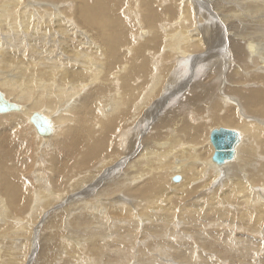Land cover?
<instances>
[{
    "label": "bare ground",
    "instance_id": "1",
    "mask_svg": "<svg viewBox=\"0 0 264 264\" xmlns=\"http://www.w3.org/2000/svg\"><path fill=\"white\" fill-rule=\"evenodd\" d=\"M60 1H65L63 7H59ZM162 1L0 0V91L5 99L19 105L17 110L0 112V137L3 135L5 141H0V229L16 223L7 232L11 240L17 234L21 213L37 216L38 211L53 206L54 211H61L60 215L46 213L42 217L44 224H52L46 232L47 246L42 243L38 247V264H264V163L259 160H264V125L239 117L237 112L242 109L237 111L239 104L234 97L240 94L236 97L245 102L251 115L257 112L264 116V72L253 75L262 87L243 93L240 85L245 77L240 78L243 75H238V66H234L248 60L254 68H264V58L258 61L264 51V0L231 1L237 2L230 4L237 14L246 10L255 19H240L244 29L228 37L235 63L228 73H232L231 86L222 95L226 108L220 113L214 100L206 130L203 122L160 115L168 96L155 97L163 91L184 90V84L178 87L183 81L176 73H169L171 64L163 60L170 55L180 60L199 49L202 40L195 37L196 28L189 27L193 20L189 0ZM220 2L210 3L209 7H216L214 14L230 3ZM11 3L14 6H8ZM66 4L72 11L63 10ZM219 19L222 26L237 27L238 21L225 16ZM198 57L202 68H206L205 61L208 66L215 61L210 52ZM166 73L171 75L167 81ZM222 74H217L218 81L225 77ZM211 88L207 99L213 94ZM44 98L47 101L40 103ZM143 110L147 116L139 121L148 119L156 124L157 142L153 148L149 145L152 139L136 152L125 150L127 157L116 161L120 162L118 167L129 158L139 162L142 166L136 175L140 179L133 184L120 177L117 182L124 189L117 183L113 188L109 179L117 171L110 167L111 162L121 157L123 146H128V141L122 143L130 133L129 123ZM33 112L47 120L50 133L38 132L30 119ZM22 124L30 125L29 134L43 141L38 152L40 159L45 157L44 167L31 185L16 181L15 168H11L16 167L17 155H25L27 160L30 152L20 132ZM171 124L180 126L173 131ZM221 127L236 131L238 140L231 157L216 161L210 134ZM165 130L174 132L173 138L167 137ZM55 142L57 148L52 147ZM42 149L45 152L41 153ZM95 164L99 168L93 170ZM105 167L110 168L103 176L85 183L93 171ZM222 172H226V179L236 175L233 186L226 189L232 184L226 180L210 188L211 192L194 194ZM132 174H126L131 181ZM200 176L205 180L196 183ZM222 188L225 192L221 194ZM95 191L94 200L90 194ZM117 194L122 199L133 196L135 203L123 200L110 206ZM72 215H78L77 221L86 226L80 237L73 225H81L77 221L72 225ZM55 236L56 242L50 243ZM65 237L67 242L61 240Z\"/></svg>",
    "mask_w": 264,
    "mask_h": 264
},
{
    "label": "rangeland",
    "instance_id": "2",
    "mask_svg": "<svg viewBox=\"0 0 264 264\" xmlns=\"http://www.w3.org/2000/svg\"><path fill=\"white\" fill-rule=\"evenodd\" d=\"M183 1H184V3L187 2V0H183ZM189 1H190V4H191V10L193 11V15H192V19H193L192 20V26H189V27H192V29H193V27L196 28V29H194L195 32H196L195 33V37H197V38L199 37L198 38L199 40L202 39V40H200V43H201V47L203 49L201 47L199 49H197L196 51L193 49V52H191L190 54H186L185 57L181 58L180 60H178L179 59V57H178L177 58V61L174 60L175 57L173 55H172V57H170L171 56L170 55L169 57H166V60H163L164 63L166 62L167 64H171V68H170L171 71L169 70L170 71L169 73H172V74H175L176 73L177 76L179 77V79L183 81V83H180L178 87L181 88V86L184 84V86L182 87L184 90L183 91L181 90L180 93H179L180 89L176 93H170V92L165 93V91H163V92H161L159 95H157L155 97V100H159L161 97L162 98L163 97L165 98V94H166L168 96V100L166 101V104L163 106V108H161L162 110H161V114L160 115H163L164 117H172V118L177 117V116H180L181 120H183V117H185V118H187L185 120H188V121H190L192 123L193 122H196V123L197 122L198 123H200V122L202 123L203 122V124L205 126V130H206V127L209 126V124H208L209 123V121H208L209 116H207V115H210L211 112H212V110H213L212 109V106L213 105H211V104L212 103L213 104L215 103L214 100L216 101V104L220 107V110L221 111L218 109V112L220 111V113H222L224 111V109L226 108L224 106V102H221V100L223 99L222 95H223V92H225V89H227V86L228 87L231 86V83H230L231 82L230 81V75L232 76V73L231 74H228V73H230V68H231L232 64L235 63L234 60L232 61V55L230 53V50H228V44H227L228 43L227 42L228 41V37L230 35H233L235 33V31H237L239 33L241 29H244L245 24L243 22H241V21H247V20L255 19V17H253L251 15V13L250 12H247L246 10L243 13H242V10H240L239 13L237 14L234 11L236 8L235 7H230V4H233V5L235 4L236 5V3H237L236 1L231 2L232 0H229L230 3L227 2L225 4L226 7L219 8L218 9L219 11L216 10L217 13L215 12V14H214L213 11L216 9V7H213V8L212 7H209L210 6V3L213 4V1L214 0H208V1L207 0H189ZM64 4H65V1H60L59 7H63ZM223 4H224L223 3V0H221L220 5H223ZM66 5H67V8H65L63 10L64 11H69V10L72 11V9L70 8V6L68 4H66ZM8 6H14V4L11 3ZM227 6H229V7H227ZM239 15H241V16H239ZM224 16L227 17V18H229L230 20L238 21L237 27H234L233 29H229V27H226L225 25L222 26L221 23H220V19L219 18H221V19L224 20ZM240 19H241V21H240ZM204 28H206V29H204ZM213 30H215V31H213ZM199 33L202 34V35H200ZM196 34H199L200 36L199 35H196ZM242 36H244V35H242ZM204 37H206V38H204ZM208 42H210V43H208ZM202 43H204V44H202ZM263 44H264V42L261 44V46ZM204 46H205V48H204ZM262 47H264V46H262ZM204 49H206V50H204ZM220 50H221V53L219 52ZM259 50H261V49H259ZM209 52L211 53V56H212L213 61H214V59H215V61L210 66H208L209 63H207V61H205L206 62V65H204V67H206V68H202L203 66L198 63V62H200L199 61L200 58L198 56H201L202 57V56L206 55ZM245 55L247 56L246 51H245ZM259 55H260V57H259L260 59H258V61H261V58H264V51H261V53ZM194 56H196L198 58H193ZM168 58H170V59H168ZM168 60H170V62ZM250 61L253 62V60H251V57H250ZM173 62H175V63H173ZM193 62H195V63H193ZM247 62H248V60L247 61L245 60V61H242L241 63H238L237 62V63L234 64V66H238L237 67L238 68L237 69L238 75H243L240 78H244L245 77L244 78L245 81H243L244 84L240 85V87L242 89L244 88L243 93L246 90H248V92H249V91H252V90H254L256 88H261L262 87V83L259 82V81L257 82V79H255L253 75L257 74V72H261V73L264 72V68L263 67H261V69H260V66L259 67L256 66L254 68L252 66V64L247 63ZM224 64H227V65L224 66ZM168 67H170V66H167V69H168ZM251 67H253V68L251 69ZM211 70H212V72H211ZM219 72H221V74L223 72L222 75H223V77L225 76L222 81L219 79L221 82L218 81V79H217V74H219ZM167 75L168 76L166 78V81L169 78V76H171L170 74H167ZM244 75H246V76H244ZM254 80H256V82ZM71 83H73V82H71ZM225 83H226V85H225ZM237 83L238 82H236V84ZM146 87L149 88L148 86H146ZM209 87H212L211 88V94L212 93L213 94L210 97V99H207V93L206 92L209 89ZM147 88H145V89L148 90ZM175 89H177V88L175 87ZM199 91H201V92H199ZM75 94H77V93H75ZM198 94H201V95H198ZM236 96L240 97V94L234 95V97L236 98V102L239 104V107H237L238 106L237 105L236 106V109H237V111L238 110L241 111V109H242V112L240 113L238 111L237 112V115L238 116L240 115L239 117L242 116L241 118H243V116H244L243 119H247L249 121H255V122L259 123L260 125L261 124L264 125V116H262L260 113H257V112H252V115H251L250 114L251 112H248L247 111V107L244 106L245 105L244 104L245 102H242ZM192 97H196V98L195 99H192ZM42 101H45L46 102L47 100L45 98L44 99H41L40 100V103ZM164 101L160 102L159 104L164 103ZM218 101H219V103H217ZM24 102H23V104H24ZM145 102H146V100H145ZM202 102H204V103H202ZM39 104H38V106H39ZM216 104H214V105H216ZM65 105H66V103H65ZM186 105H187V107H186ZM179 106L182 109H184V110H181L179 108ZM149 107H150V105L149 106H145V108L144 107L143 108H144L145 111H147V109ZM168 107H169V109H168ZM108 108H110V106H108ZM144 110L142 112L143 115L142 114L137 115L138 118H136L135 121L132 120L134 122L131 121L129 123V125H131L129 127L130 128V133H129V135L125 138V140L122 143V144H126V141H128L129 142L128 146L126 148H124V146H123L122 147V151L123 152L120 150V153H119V156H121V157H117L115 160H112L113 163L111 162L110 167L112 166L117 171L116 174L112 176L113 179L112 178L109 179V181L113 182V184L111 185V187H113V188H117L116 183L120 185V182H117V178H120V177L123 178V179L125 178L123 180V182L128 181L129 183L132 182L133 184H135V182L138 183L139 182V179H140V177L136 175L137 172H138V170H139V166H142V164H140L139 162L133 161V160H131L129 158L131 160V162L133 161V163L129 164V161L130 160L128 159V161L126 160V162L124 163L123 166L118 167V164L120 162H116V161H118L120 159H126V157H127V154H126V151L125 150L128 149V148H132L133 152H136V151L140 150V147L142 148V147H144L145 144H147L145 142H148V140L149 141H152V139H153V141L149 145H150V148H153L152 145L157 142L156 137H155L156 136V133H157V128H155V125L156 124L153 125L152 121H148V119H146V121L145 120L139 121L140 118L141 119L144 118L142 116H145L146 115V112H144ZM169 110H171V111H169ZM210 110H211V112H210ZM177 111H178V113H176ZM155 112L156 111L152 112L151 114H153ZM208 112H210V113H208ZM163 113L164 114H167V115L169 114V115L167 116V115H164ZM179 113H181V114H179ZM246 113H248L249 115H251L252 118L251 117H248V115ZM255 113H257V114H255ZM184 114H186V115H184ZM253 116H254V118H253ZM158 117H159V115H158ZM7 120H9V119H7ZM127 120L130 121L129 119H127ZM175 125H177V124H175ZM213 125H215V124H213ZM140 126L143 127V128H141ZM179 126H180V124H179ZM20 127L22 128L20 130L21 135L24 136L23 142L25 143V146H27L30 149V152L28 153V157H27L28 162L26 163L27 160L24 158L25 155H24V157L21 156V155H17L16 156V160H17L16 167L13 166L11 168H15L12 171H13V177L15 178L16 181H18L20 183H22V182H25L26 183L27 182L26 183L27 185H31V183L34 181L35 177H37V178L40 177V175H39L40 174L39 169H42L44 167L43 159L45 157L43 159H40V155H39V152H38L39 142L40 143H43V141L40 140V139H38L35 134H33L32 136L29 134L30 125H28V124H22V125H20ZM138 127H140V128H138ZM174 127H175V129L178 128L177 126H173L171 124V128H172L173 131L175 130ZM152 128L155 129V130H153ZM22 131H25L24 132L25 135L22 134ZM165 132H166V136L167 137H169V138L172 137L173 138L174 132L170 133V132H167V130H165ZM16 135H18L17 137H20L19 134H16ZM146 135H147V137H146ZM150 137H152V138H150ZM3 138L4 137L2 135L0 137V139H1L0 141L5 143V141L3 140ZM138 138H139V140H138ZM130 140H132L134 142H132ZM135 140H136V142H135ZM121 142L122 141L120 139V141H119L120 145H121ZM56 145L57 144L55 142L54 143V146H52V147L57 148ZM156 147H157L156 149H160L161 146H158L156 144ZM53 149L54 148L49 149L48 151H51ZM45 150L46 149H42V152L41 153L45 152ZM13 157L15 158V156H13ZM177 160L178 159L176 158L175 161H177ZM259 160L264 163V160H261V159H259ZM195 163H198V161L196 160ZM136 166H138V167H136ZM110 167L102 168L98 172H94L93 171V174H91V177L90 178H87V180L85 181V183L88 182V181H90L91 179H95V178H99V177L103 176L107 172L106 171L107 168H110ZM96 168H99V165L95 164L92 167L93 170H95ZM124 169H126V170H124ZM128 172L129 173L130 172L131 173L132 172L134 173V174H132L133 175V180L132 181H131V178H129L126 175V174H128ZM225 173L226 172L219 173L217 175V176H219L218 178L216 176V178L211 179L210 182L207 184L206 187L202 186L201 189H203V190H200V188L198 187L196 193H194V194L200 193V192H202L204 190H207L208 192H211L213 190L212 189L210 190V188H217L218 186H221V184L224 181H226V180H228V181H231L232 180V184L229 185V186H227L226 189L227 188H230L231 186H233L234 185L233 182L236 180L235 179L236 178V175L230 176V179H226V177H224V174ZM44 175H46V174H44ZM126 176H127V178H126ZM204 180H205V178L203 176H200L199 179L196 181V183L197 182L198 183H202L201 181H204ZM217 181H219V182L217 183ZM120 186L123 188L122 185H120ZM224 192H225V189H223V188L220 189V193L221 194L224 193ZM95 193H96V191L95 192H92L90 194V196L93 197V195ZM92 199L95 200L94 197ZM184 199L185 198H183V199L181 198L182 201ZM116 200H117L118 203L117 202L115 203ZM123 200L125 201L126 204H131L130 202H132V201H133L132 203H135V201L133 199V196H131V197L128 196V197H125V199H122V198H120V194H117V195H114L113 199L110 201V206H117L118 204L123 203ZM181 200H179V201H181ZM53 207L52 208H49L48 210L47 209H44L43 211H38L37 214H36L37 216H32L31 215L30 217H24L22 215V213L19 216H17V217L20 218V222L17 223V225L15 227V228H17L18 231H17V234L14 235V237L11 240H10V238H9L10 236H9V234H7V232L10 231V226L11 225H15L16 223L15 224H10L9 227L6 229L7 231L6 230H3V229H0V264H38V257H37L39 255L38 247L42 243H44V244L46 243L45 246H47V243H48L49 238L48 237L45 238L46 237V232H47V230L49 228V225L52 224L51 221H48L46 224H44V221H42V217L44 215H46V213L48 214V216H52L53 213L54 214H59L61 212V211H54L56 208H53ZM55 207H57L59 209V207L57 205H55ZM229 207L233 209V207L230 205V203H229ZM48 211H52V212H50V214H49ZM59 215H57V216H59ZM72 216L73 217H70L69 221L71 222V218H72L73 219V221L71 222L72 225H73V222L77 224V222H78L77 221L78 215L77 216L76 215H72ZM0 221H2V219ZM88 222H90V219H89ZM34 223H36V224H34ZM3 224H5V223H3ZM7 225H4V226L7 227ZM78 225H81L82 227L81 226H77L76 227V226L73 225V227H74L73 229L75 231V234L78 237H80L83 234L82 231H85V228L84 227H86V226L83 223L80 224L79 222H78ZM32 226H35V227H32ZM14 229H11V230H14ZM62 231H64V229H62ZM236 231L237 232H243V229L242 228H236ZM24 235H26V236H24ZM59 235H61V233ZM66 236H70V235L67 234ZM25 237H27V238H25ZM56 238L57 237L55 236V239L50 240V243H55L56 242ZM36 239H38L39 245L36 244ZM66 239L67 238L65 237V238H62L61 240L64 241V242H67ZM71 242L72 241H68V243H71ZM232 247H235V245H232ZM15 248H18V249H15ZM48 248L49 249H53L54 247L52 248V247L49 246ZM74 248L75 247L73 246L71 248V250H73ZM50 260H51V258H50Z\"/></svg>",
    "mask_w": 264,
    "mask_h": 264
},
{
    "label": "water",
    "instance_id": "3",
    "mask_svg": "<svg viewBox=\"0 0 264 264\" xmlns=\"http://www.w3.org/2000/svg\"><path fill=\"white\" fill-rule=\"evenodd\" d=\"M17 109H19V105L5 99L3 93L0 91V112ZM30 119L40 134L45 135L51 132L47 120L39 112H33ZM210 138L215 147L213 160L222 161L232 156L234 144L238 140V133L232 129L221 127L219 129H213Z\"/></svg>",
    "mask_w": 264,
    "mask_h": 264
}]
</instances>
